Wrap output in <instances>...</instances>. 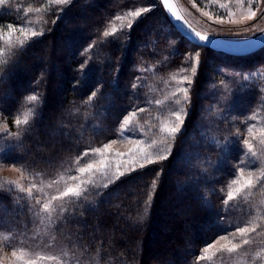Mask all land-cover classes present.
Wrapping results in <instances>:
<instances>
[{"label":"trees","instance_id":"1","mask_svg":"<svg viewBox=\"0 0 264 264\" xmlns=\"http://www.w3.org/2000/svg\"><path fill=\"white\" fill-rule=\"evenodd\" d=\"M146 5L152 9L133 29L103 35L114 17L126 18ZM8 25L43 35L23 47L19 32L14 36L20 41H0V114L15 137L1 158L50 178L99 155L78 159L86 151L121 140L122 121L133 110L142 125L136 136L159 142V119L168 110L158 114L148 103L142 76L153 74H144L143 67H154L153 77L159 78L187 62L184 50L205 53L183 126L168 141V159L137 167L106 188L87 183L79 198L57 201L44 229L29 195L0 181V232L13 247L65 255L70 264H212V258L200 259L201 249L239 235L238 227H254L250 236L264 238V146H256L253 155L242 143L249 126L264 130V87L245 83L225 112L217 104L212 128L207 121L215 103L208 84L218 68L253 72L264 67V48L239 57L196 46L176 31L159 0H70L60 9L52 0H6L0 33ZM33 95L37 100L29 101ZM242 161L244 169L261 170L259 179L225 205L227 192L240 186L232 182L240 177Z\"/></svg>","mask_w":264,"mask_h":264},{"label":"rangeland","instance_id":"2","mask_svg":"<svg viewBox=\"0 0 264 264\" xmlns=\"http://www.w3.org/2000/svg\"><path fill=\"white\" fill-rule=\"evenodd\" d=\"M175 1L186 20L197 31L209 36L224 39L240 40L254 37L264 30V0ZM144 7H149L150 10L152 9L150 5H146ZM60 8L61 5H59V9ZM250 11H256V17L254 19L249 20L246 19V17L248 16ZM130 12L132 11H128V17L126 18L117 19V17H114V19L110 23L109 31H111L112 29H116V31H126L133 29V27L137 23L138 18L130 16ZM205 13L207 14L205 15ZM219 19H222L223 23L218 22ZM233 21H235V23H233ZM129 22H131L132 24L131 28L127 27ZM20 29L21 28L15 29L16 32H10L8 29H2L0 33V41H4L9 44L12 41H20V36H14V33H18ZM31 31L27 32L30 34ZM194 52L199 51L184 50L187 62H185L181 68L175 69L174 72L171 73L166 72V75L161 76L159 78L153 77L154 67L150 66L147 69L146 67H143V64H140V66L136 67L137 70H140L139 68L143 67L144 74H147L148 70L149 73L153 74L151 78L147 76L149 78L148 80H146L145 77L142 76V81H145L142 82L144 85L142 86V89H145L146 87L147 90L150 92L148 103L152 106H156L158 114H161V109H165L166 111L168 110L165 116H162L159 119L160 128L164 123H171L174 120V117H171L170 113L176 110L177 107H183L184 109L186 108L185 103L182 102L180 106H177L175 105L174 100L176 98L175 94L179 87H188V96L190 97V88L192 83L194 82V77H192V83L190 85H188L187 83L181 85L179 82L181 81L184 75L191 76V68L188 67L190 63L188 54ZM199 53L200 57L197 72L201 68V61H204L205 59V53ZM221 68L222 67L218 68L219 75H216L215 78L210 80L208 84V89H212L214 92L213 94L215 96L213 97V102L215 103L210 104V108L213 107V115L207 120L210 123L211 128L212 125H215L217 123V104H220L221 111L225 112L231 101L235 98V95H237L240 88L245 85V83L254 85L258 84L261 88L264 87V67L257 68L253 72L243 74H234L230 71L222 70ZM137 79L139 78L137 77ZM151 79H153V81ZM180 99L183 101L182 93H180ZM157 101H159V103H157ZM138 114L139 113L133 116L130 125L124 126L126 129H128L127 131L130 132L127 133L126 131H124L123 138L121 140H114L115 143H112L111 148L108 151L100 153L98 157L92 161V163H94V166L99 167L100 160H104L105 163L109 165V175L104 176L101 175L99 172L93 175L80 174L78 173L77 169L79 167L85 166L81 165L73 169V171L67 170L50 178L41 174H32L29 172H25L15 165L7 164L8 162H4L0 164V181L2 182L1 185L8 186L13 189L20 188H18L16 184L8 183L9 181L17 182L24 189H28L30 186L35 185L36 187L32 188V196L30 198L40 216L39 226L41 229L49 227L51 220L54 216V212L56 210L55 205L58 204L57 201H59L60 199H65L60 198V194L67 187H77L79 181L85 182L81 186V188L85 187V185L89 181H91L92 183L102 182L105 185L110 183L111 181L116 180L115 176L112 175L113 173L119 171L127 174L132 171V168L140 167V163H145L143 160L139 159V154H135L134 157H130L131 153H135L137 147L134 141L139 138L136 135L141 134L139 130H142V125L138 122ZM147 117H149L150 120L151 115L147 114ZM3 119L4 117L0 114V160H3L1 158L2 152H4L8 147L15 145V137L13 136V131H10L11 126L6 124ZM5 125L7 126V132L4 131ZM255 129L253 130V136H255V139H252V137H250L248 133L245 135V138L250 139L253 144L252 150L257 149L256 146H264V144L261 143V139H264V130ZM9 133L11 135H9ZM143 140L141 139L142 143L139 145V147L144 148L146 151L155 153L160 143L157 141V144L150 148L148 147V145H150L153 140L150 143H145ZM117 153L122 155H117ZM131 159H136L138 162L131 163ZM259 170L260 169L258 168L244 169L243 177H241L240 179V185L243 184L244 181L249 178V172L253 174L252 180L253 185H255L256 181L258 180L257 178H259L260 175L261 170ZM73 176H76L78 179H71V177ZM25 192L28 194L27 191ZM53 197L58 198L53 200ZM37 200H39L40 203H37ZM49 202L50 211L46 212L43 210L42 206L44 203ZM263 204L264 201H261V207L263 206ZM250 233L247 237L249 239L248 244H242L240 235L236 234L235 237H233V234H229L227 236L232 243L241 244V246L235 252L229 254L227 251H218L224 245L231 247L229 240H223L218 238L212 241L211 243H214L215 241L219 240V244H217L215 248H209L208 252L204 253V256L207 259L212 258V260H214L212 264H264V238H261L260 235L258 237V234L250 236ZM9 237L10 236L7 233L0 232V264H23L24 260L34 259L41 254L46 256H55L57 257V259L54 261L47 259L37 260V264H70L69 261L64 258L66 257L65 255H63L64 257H61L59 255H53L43 251L33 252V250L27 248L25 250H21L20 246L13 247L11 245ZM208 245H206L205 247H207ZM205 247L201 249V254L203 253ZM12 251H16L18 256L21 254V252H23V260H17L15 257H12Z\"/></svg>","mask_w":264,"mask_h":264},{"label":"snow or ice","instance_id":"3","mask_svg":"<svg viewBox=\"0 0 264 264\" xmlns=\"http://www.w3.org/2000/svg\"><path fill=\"white\" fill-rule=\"evenodd\" d=\"M5 2H6V0H0V5L4 4ZM52 2L55 5H66L70 2V0H52ZM161 2L163 3L164 7L170 11V14L175 17V19H177L178 21L183 20V17H181L175 11L172 10V5L169 3V0H161ZM148 11H150L149 7H143V8H140L138 10L130 12L129 15L134 17V18H139V17H141V15L143 13H147ZM206 14L207 13H205V15ZM255 17H256V11H250L248 16L246 17V19L250 20V19H254ZM117 19H120V17H117ZM218 22L223 23V20L219 19ZM52 23H55V21H52ZM185 23H186V21H185ZM233 23H235V21H233ZM131 26H132V24H131V22H129L127 27L131 28ZM7 27H8V30L10 32L16 31L11 25H8ZM192 31L194 32L195 37H197L200 41H207L209 39L207 35L201 34L200 32H197L194 29H192ZM115 32H116V29H112L111 31H104L103 35L105 37H107L109 35H115ZM19 34H20V36L23 37V39L20 41V47H23V45L26 44L33 37H36L38 35H43V31L38 32L36 30H33L29 34L27 32V30L22 27L19 30ZM89 47H92V45H90ZM85 51H87V49ZM199 57H200L199 52H194V53L188 54V58L190 61L188 67L191 68V76L184 75L182 77L181 81L179 82L181 85H183L185 83L190 85L192 83V77L195 76V74L198 70ZM81 67L83 68V65ZM133 87L135 88L136 85L134 84ZM188 92H189L188 87H179L176 94H175V96H176V98L174 100L175 105L180 106L182 104V102L187 103L189 101ZM180 93L183 94V101L180 99ZM95 95H96V93L92 92L89 99L91 100ZM28 100L29 101H36L37 97L35 95H33V96L28 97ZM157 103H159V101H157ZM143 110L144 109H140V111H143ZM135 115H137V113L135 110H133V112L122 121L121 129H120L121 134H123L124 131L128 130L124 126L130 125L132 118ZM170 116L174 117V120L171 123H164L160 128V131L164 134V137L159 141V143L166 145V147L158 148L155 151V153H153L150 151H146L144 148L139 147V145L142 143L141 140L136 139L134 141V143L137 145V147H136L135 153H131L130 157H134L135 154H139V159L143 160L145 162V163H140V165H139L140 167H144L146 163L150 164V163H154V162H157L160 160L168 159L169 155L171 154V144L168 143V141L174 140L175 134L178 133L180 131L181 127L183 126L184 118L186 117L185 109L183 107H177L176 110H174L170 113ZM253 119H254V117H253ZM27 122H28L27 118H25L23 123L27 124ZM21 123H22V121L20 119L15 120V124L17 126L21 125ZM254 127L255 126L253 125V126H249L247 128L248 135L250 137H252V139H255V136H253ZM4 131L7 132V126L6 125H5ZM9 135H11V134L9 133ZM112 143H115V141H112L111 143L104 144L102 148L98 147L95 149H90V151H86L78 159H83L84 156H88L90 154L95 155V154H100V153H103L105 151H108L111 148ZM242 143L244 146L247 147L248 153L255 155V153L252 152L253 144H252L250 139L245 138V139H243ZM261 143L264 144V139H261ZM156 144H157V141L154 140V141H152V143L150 145H148V147L151 148V147L155 146ZM117 155H122V154L117 153ZM246 155H247V153H246ZM4 162L5 161L0 160V164H2ZM137 162L138 161L136 159H131V163H137ZM243 163L244 162L242 161L241 166L239 167L240 177H238L236 180H234L232 182L233 184H240V178L243 177V174H244ZM108 168H109V165L106 164L104 160H100L99 167L94 166V163H92V162H88L85 164V166L79 167L77 169V171L80 174H89V175H93V174L99 172L101 175L107 176V175H109ZM131 170L135 171V168H132ZM125 174L126 173H124V172L117 171L116 173H113L112 175L115 176V179H119L120 176L125 175ZM262 175H264V172H262ZM252 176H253V174L251 172H249V178L246 181H244V183L241 184L240 187L235 188L234 191H228L227 192V199L224 201L225 205H227L229 201H232L233 199H235V194H239L243 190L250 189L254 186ZM71 179L77 180L78 178L76 176H73V177H71ZM257 179H259V178H257ZM8 183L16 184V186L18 188H20L21 191H27L29 197L32 196V188L36 187L35 185H32L28 189H24L17 182L9 181ZM84 183H85L84 181H79L77 187H67L60 194V198H79L82 194V191H87V188H81V186ZM88 183H91V181H89ZM93 186H95V185H93ZM107 186H108L107 184L103 185V187H105V188ZM229 187H231V186H229ZM57 198L58 197H53L52 199L55 200ZM149 199H150V197H149ZM37 203H40V201L37 200ZM42 207H43L44 211H46V212L50 211V202L44 203ZM254 231H255V228L254 227L250 228L249 226L237 228V233L241 237L242 244H248L249 243V239L247 237H248L250 232H254ZM235 235H236V233H233V237H235ZM220 239L229 240V238L227 236H222V237H220ZM229 243L231 244V247L224 245L218 251H227L229 254H231V253L235 252L241 246V244L232 243L231 240H229ZM217 244H219V240H217L214 243H211L207 247H205L203 250V253L201 254L200 259L204 258V253H207L209 248H215ZM11 255H12V257H15L17 260H23L24 253L21 252V254L18 256L16 251H12ZM45 259L54 261L57 259V257L50 256V255L46 256V255L41 254V255H38L34 259L24 260L23 264H37V260H45Z\"/></svg>","mask_w":264,"mask_h":264},{"label":"water","instance_id":"4","mask_svg":"<svg viewBox=\"0 0 264 264\" xmlns=\"http://www.w3.org/2000/svg\"><path fill=\"white\" fill-rule=\"evenodd\" d=\"M159 1L176 31L183 38L196 46L209 48L215 52H220L232 56H245L254 53L264 47V30L260 34L247 39L233 40L207 35L209 38L207 41H200L197 37H195L194 32L192 31V29H194L195 31L197 30L183 16L175 0H169V3L172 5V10L183 17L182 21H178L177 19H175V17L170 14V11L164 7L161 0Z\"/></svg>","mask_w":264,"mask_h":264}]
</instances>
